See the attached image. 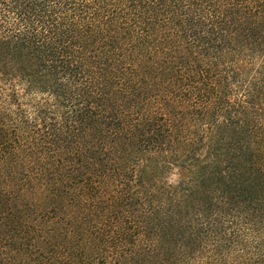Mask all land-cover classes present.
<instances>
[{"label": "trees", "instance_id": "trees-1", "mask_svg": "<svg viewBox=\"0 0 264 264\" xmlns=\"http://www.w3.org/2000/svg\"><path fill=\"white\" fill-rule=\"evenodd\" d=\"M0 264H264V0H0Z\"/></svg>", "mask_w": 264, "mask_h": 264}]
</instances>
